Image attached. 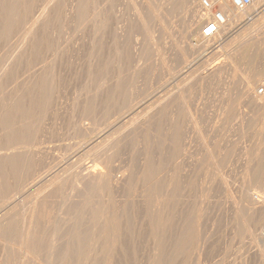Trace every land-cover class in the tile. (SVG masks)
<instances>
[{"label": "rangeland", "instance_id": "374dc122", "mask_svg": "<svg viewBox=\"0 0 264 264\" xmlns=\"http://www.w3.org/2000/svg\"><path fill=\"white\" fill-rule=\"evenodd\" d=\"M254 4L205 38L184 0H0V264H264Z\"/></svg>", "mask_w": 264, "mask_h": 264}, {"label": "bare ground", "instance_id": "6f19581e", "mask_svg": "<svg viewBox=\"0 0 264 264\" xmlns=\"http://www.w3.org/2000/svg\"><path fill=\"white\" fill-rule=\"evenodd\" d=\"M183 1V0H182ZM213 4H216V5H218L219 6V10H221L223 13H224V15H225V17H226V19H227V23L224 25V26H222L221 27V29H220V31L218 32V36L219 35H221V33L222 32H224L227 28H228V26H231L234 22H238V21H242V19L245 17V15L247 14V12L253 7V6H255V4L253 5H251L248 9H246L245 11H239V10H237L233 5L231 6V2L229 1V0H210ZM12 2V1H11ZM56 2V1H55ZM184 2H185V4L187 5V7L188 8H195V7H197L198 6V4L200 3V5L199 6H201L200 8H202V10H204L203 9V7H202V3H201V0H184ZM59 3V2H58ZM2 4V3H1ZM11 4V3H10ZM58 5V4H57ZM59 5H61V4H59ZM257 5V4H256ZM198 6V7H199ZM259 6V5H258ZM155 7V6H154ZM197 7V8H198ZM29 8V7H28ZM45 8V7H44ZM60 9V8H59ZM154 9V8H153ZM196 9V8H195ZM195 9H193L194 11H195ZM16 9H14V11H15ZM51 10V9H50ZM76 10H78V9H76ZM9 11V10H8ZM18 11V10H17ZM199 11H201V9L199 10ZM11 12V11H10ZM30 12V11H29ZM196 12L198 13V11L196 10ZM28 13V12H27ZM140 13V12H139ZM193 14V13H192ZM196 14V13H195ZM214 11L213 10H205L204 12H202L201 14H200V16H199V14H197L198 16V18H199V20H200V22H202V23H206L207 21H209L210 19H212L213 18V16H214ZM18 15V14H17ZM86 15V14H85ZM160 15V14H159ZM16 16V15H15ZM20 16V15H19ZM18 16V17H19ZM25 16V15H24ZM35 16V15H34ZM247 16V15H246ZM9 17V16H8ZM98 17V16H97ZM12 18V17H11ZM37 18V17H36ZM83 18V17H82ZM94 18V17H93ZM99 18V17H98ZM39 20V19H38ZM240 21V22H241ZM20 22V21H19ZM10 23V22H9ZM52 23V22H51ZM144 23V22H143ZM28 24V23H27ZM17 25V24H16ZM26 25V24H25ZM205 25V24H204ZM10 26V25H9ZM24 26V25H23ZM234 26V25H233ZM231 28V27H230ZM230 31V30H229ZM228 32V31H227ZM201 34H202V30H201ZM243 34H241V35H239L238 37H241ZM45 36V35H44ZM216 36V35H215ZM214 36V37H215ZM213 37V38H214ZM243 38H244V36H242ZM206 38V37H205ZM236 38V37H235ZM37 39V38H36ZM41 39V38H40ZM43 39V38H42ZM232 40V39H231ZM230 40V41H231ZM229 41V43H232V42H230ZM234 42L235 43H237V42H240L239 41V39H235L234 40ZM229 43L227 44V45H229ZM232 45V44H231ZM228 47V46H227ZM229 47H230V45H229ZM219 64V63H218ZM220 64H222V63H220ZM225 65V64H224ZM221 66H223V65H220V67ZM216 68V67H215ZM219 69V67H217V69H215V70H218ZM222 69V68H221ZM221 69H219V70H221ZM222 71V70H221ZM42 81V80H41ZM252 81V80H251ZM45 84V83H44ZM249 88H250V86H249ZM251 88H252V86H251ZM248 91H250L251 92V89L250 90H248ZM255 93V92H254ZM253 93V94H254ZM260 95V94H259ZM258 95V96H259ZM262 98H259V97H257V95L255 96L254 95V97H253V101H254V104H255V102L256 103H264V102H261L262 100H261ZM264 100V99H263ZM257 106H258V104H257ZM263 106H264V104H263ZM260 107V106H259ZM262 107V106H261ZM16 108V107H15ZM23 108V107H22ZM21 108V109H22ZM20 109V108H19ZM23 112H24V110H23ZM15 113V112H14ZM27 117V116H26ZM24 121V120H23ZM25 123H26V121H25ZM18 124V123H17ZM10 126V125H9ZM11 134V133H10ZM6 135V134H5ZM179 136V135H178ZM168 141V140H167ZM170 145V144H169ZM172 147V146H171ZM7 155V154H6ZM3 163V162H2ZM7 164V163H6ZM8 168V167H7ZM93 172V174L91 173V177L93 176V178H95L96 180H101L102 181V179H103V173L100 171V170H98V169H95V170H93L92 171ZM58 177H59V175H58ZM171 177V176H170ZM90 178V177H89ZM93 178H91V181L92 180H94L93 181V184L95 183L96 185H97V183H96V180L95 179H93ZM6 179V178H5ZM1 181V180H0ZM9 181V180H8ZM90 181V182H91ZM88 182V181H87ZM100 182V181H99ZM8 183V182H7ZM99 184H101V182L100 183H98V186H99ZM114 184V183H113ZM104 185V184H103ZM90 186V185H89ZM93 186V185H92ZM0 187H1V185H0ZM88 187V186H87ZM94 187V186H93ZM2 189V188H1ZM176 189V188H175ZM170 190V189H169ZM158 191V190H157ZM176 191V190H175ZM161 196V195H160ZM163 197V196H162ZM171 197V196H170ZM89 199V198H88ZM166 199V198H165ZM169 201V200H168ZM255 201V200H254ZM259 201V200H258ZM260 201H261V205H262V200L260 199ZM93 202V201H92ZM94 202H95V200H94ZM94 202H93V204H94ZM91 203V202H90ZM97 203V202H96ZM34 204H36V203H34ZM42 204V203H41ZM45 204V203H44ZM245 204V203H244ZM263 205H264V203H263ZM262 205V206H263ZM32 207V206H31ZM95 207V206H94ZM151 207V206H150ZM261 207V206H260ZM0 209H2L1 207H0ZM5 209V208H4ZM7 209V208H6ZM44 209V208H43ZM99 209V208H98ZM101 209V208H100ZM7 210H9V209H7ZM32 210V209H31ZM38 210V209H37ZM106 210V209H105ZM2 211V210H1ZM4 211H6V210H4ZM30 211V210H29ZM79 211V210H78ZM3 212V211H2ZM40 212V211H39ZM42 212V211H41ZM45 212V211H44ZM91 212H93V211H91ZM7 213V212H6ZM27 213V212H26ZM32 213L33 212H31V215H30V213H28L29 214V216H28V214H27V217H26V219L28 218V220L30 219V218H32V217H30V216H32ZM102 213V212H101ZM113 213V212H112ZM149 213H150V211H149ZM3 214V213H2ZM9 215V214H8ZM37 215V214H36ZM5 216H7V215H5ZM10 216V215H9ZM12 216L13 215H11V218H12ZM33 216H34V213H33ZM30 217V218H29ZM6 218V217H5ZM10 217H9V220L11 219ZM154 218V217H153ZM7 219H8V216H7ZM6 219V220H7ZM107 219V218H106ZM248 220V219H247ZM8 221V220H7ZM25 222H26V220H24ZM24 221H23V223H24ZM33 220H31V223H33L32 222ZM12 223V222H11ZM35 223V222H34ZM86 223H87V221H86ZM171 223V222H170ZM16 224V223H15ZM25 225H27V222L26 223H24ZM84 224V223H83ZM3 225V224H2ZM35 225V224H34ZM89 225V224H88ZM6 226V225H5ZM8 226V225H7ZM30 226H33V225H29V227ZM100 226V225H99ZM104 226V225H103ZM164 226V225H163ZM248 226V225H247ZM39 227V226H38ZM91 227V226H90ZM6 228V227H5ZM8 228V227H7ZM7 228L5 229V230H7ZM18 228V227H17ZM31 228V229H30ZM30 228H28V232H29V229L30 230H32V227H30ZM35 228V227H34ZM84 228V227H83ZM9 229V228H8ZM40 229V228H39ZM91 229V228H90ZM155 229V228H154ZM100 230V229H99ZM159 231V230H158ZM161 231V230H160ZM189 231V230H188ZM188 231H187V233H188ZM24 232L26 233V235H27V231H25L24 230ZM23 232V233H24ZM32 232V231H31ZM40 232V231H39ZM99 232V231H98ZM101 232V231H100ZM186 232V231H185ZM22 233V232H21ZM22 233V234H23ZM24 233V234H25ZM30 233V232H29ZM76 233V232H75ZM81 233V232H80ZM12 234V233H11ZM35 234V233H34ZM39 234V233H38ZM183 234V233H182ZM82 235V234H81ZM85 235H86V233H85ZM90 235V234H89ZM189 235H190V233H189ZM29 236V235H28ZM27 236V238H29ZM30 242L31 241H33V239H35L36 237H39V236H34L35 238H33V236H32V234H30ZM74 236V235H73ZM91 236V235H90ZM12 237V236H11ZM89 237V236H88ZM110 237V236H109ZM21 238H22V236H21ZM69 238V237H68ZM11 239V238H10ZM43 239V238H42ZM77 239V238H76ZM185 239V238H184ZM9 240V239H8ZM20 240V239H19ZM26 240V239H25ZM28 240V239H27ZM39 240V239H38ZM104 240V239H103ZM7 241V240H6ZM85 241V240H84ZM97 241V240H96ZM13 242V241H12ZM24 243H25V241H23ZM27 242V241H26ZM30 242H28V243H30ZM18 243V242H17ZM23 243V244H24ZM32 243V242H31ZM11 244V243H10ZM22 244V242H21V245H23ZM68 244H70V243H68ZM113 244V243H112ZM3 245V244H2ZM26 245V244H25ZM28 245V244H27ZM32 245V244H31ZM40 246H41V244H40ZM86 246V245H85ZM180 246V245H179ZM9 247V246H8ZM29 247V246H28ZM32 247V246H31ZM24 248V247H23ZM27 248V247H26ZM33 248V247H32ZM31 248V249H32ZM20 249H22V246H21V248ZM43 249V248H42ZM72 249V248H71ZM24 250V249H23ZM23 250H22V252H23ZM32 250H34V248L32 249ZM32 250H31V252H32ZM108 250V249H107ZM262 250V249H261ZM15 251V250H14ZM28 251H29V248H28ZM38 251V250H37ZM41 251V250H40ZM9 252H10V250H9ZM76 252V251H75ZM95 252V251H94ZM109 252V251H108ZM6 253V252H5ZM48 253V252H47ZM65 253V252H64ZM63 253V254H64ZM72 253V252H71ZM86 253V252H85ZM29 254V253H28ZM262 254V253H261ZM21 255V254H20ZM3 256V255H2ZM8 256V255H7ZM13 256V255H12ZM36 256V255H35ZM68 256V255H67ZM83 256V255H82ZM5 257V256H4ZM26 257V256H25ZM9 258V257H8ZM1 259V258H0ZM6 260H8V259H6ZM10 261V260H9ZM27 261H29V260H27ZM75 261V260H74ZM107 261V260H106ZM32 262V261H31ZM35 262V261H34ZM64 262V261H63ZM83 262V261H82ZM35 264V263H34Z\"/></svg>", "mask_w": 264, "mask_h": 264}, {"label": "built area", "instance_id": "2783aa9c", "mask_svg": "<svg viewBox=\"0 0 264 264\" xmlns=\"http://www.w3.org/2000/svg\"><path fill=\"white\" fill-rule=\"evenodd\" d=\"M231 4L239 11H245L253 3L254 0H229ZM202 7L204 10H213L214 16L207 21L202 27V36L206 38H213L218 34L221 27L227 23V19L224 13L216 8V4H213L210 0H202ZM259 93H264V85L258 90Z\"/></svg>", "mask_w": 264, "mask_h": 264}]
</instances>
